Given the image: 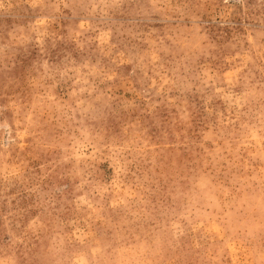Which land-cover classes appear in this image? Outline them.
<instances>
[{
	"label": "rangeland",
	"instance_id": "374dc122",
	"mask_svg": "<svg viewBox=\"0 0 264 264\" xmlns=\"http://www.w3.org/2000/svg\"><path fill=\"white\" fill-rule=\"evenodd\" d=\"M0 264H264V0H0Z\"/></svg>",
	"mask_w": 264,
	"mask_h": 264
}]
</instances>
